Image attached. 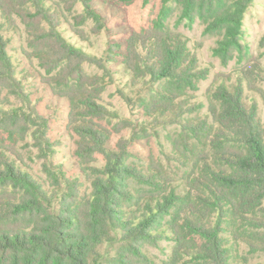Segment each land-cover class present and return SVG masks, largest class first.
Returning a JSON list of instances; mask_svg holds the SVG:
<instances>
[{"label": "trees", "instance_id": "16d2710c", "mask_svg": "<svg viewBox=\"0 0 264 264\" xmlns=\"http://www.w3.org/2000/svg\"><path fill=\"white\" fill-rule=\"evenodd\" d=\"M252 2L160 0L151 28L131 37L126 48L130 69L131 60H136L145 75L163 82L164 90L144 105L147 116L158 110L169 113L173 100L196 90L207 75L206 69L198 68L186 40L169 29L167 21L174 10L178 8L180 21H199L206 34L217 38L212 53L226 64L241 51L243 21ZM76 3L83 11L73 16L75 23L80 26L92 20L99 31L102 18L92 0H74L69 11ZM14 15L26 27L39 65L47 74L59 68L51 80L69 102V122L79 138L76 155L83 173L90 171L91 178L90 192L81 197L77 193V200L71 201L79 179L66 178L62 164L48 161L52 148L44 131L47 121L30 106L20 80L14 77L0 25V84L9 86L25 105L8 112L0 107V129L34 139L48 187H66L62 196L53 194L17 164L16 154L0 151V264H90L97 249L113 241L121 246L111 264H147L143 246L168 237L175 247L167 264H177L184 256L189 263L227 264L233 254L224 235L226 227H237L234 237L247 234L243 236L252 252L259 246L264 249V123L256 103H246L241 86L232 90L218 86L212 94L210 121L196 127L188 121L183 125L211 153L196 157L183 184L175 188L160 170H141L129 162L131 154L122 148V140L116 149L109 146V131L97 122L109 115L98 103L105 89L99 81L104 78L87 75L83 64L98 65L106 76L109 72L103 59L71 45L60 34L59 5L48 0H0L5 24ZM259 45L264 49V35ZM257 69L258 73L246 68L243 79L249 81L255 75L264 80L263 71ZM168 92L175 93V98H169ZM121 126L132 128L133 124L125 120ZM185 151L195 154L192 147ZM96 154L104 158L101 167L92 164Z\"/></svg>", "mask_w": 264, "mask_h": 264}, {"label": "rangeland", "instance_id": "374dc122", "mask_svg": "<svg viewBox=\"0 0 264 264\" xmlns=\"http://www.w3.org/2000/svg\"><path fill=\"white\" fill-rule=\"evenodd\" d=\"M48 1L59 5L62 25L58 31L64 39L85 53L105 61L109 72L107 76L98 65L83 64L87 75L104 78L99 81V84L105 85V89L100 94L98 103L109 115L97 122L109 131V146L112 149H116L122 140V148L131 154L129 162L138 169L152 167L163 172L172 187L177 188L183 184V179L190 172L196 157L199 159L206 156L207 152L211 153L210 147L194 139L191 132L184 130L183 125L188 121L196 127L203 121H210V109L214 104L212 94L220 85L230 90L241 86L246 103H256L258 118L264 123V80L255 75L249 81L242 77L246 68L258 73V67L264 76V49L259 45L264 35V0H253L247 9L241 31V51L235 53L233 59L226 64L212 53L217 38L206 34L199 21H180L178 8L174 10L167 21L169 29L186 40L189 52L197 59L198 68L206 69L207 75L197 83L196 90H187L182 97L175 98V93L168 92L169 98H175L172 109L169 113L158 110L151 117L146 115L148 110L144 105L164 90L163 82L145 75L144 70L136 66V60L129 59L132 61L133 70L130 69L128 59L126 60V48L131 37L151 28L160 9V0H151L149 3L145 0H92L93 9L102 18V27L97 32L92 20L80 26L75 23L73 16L83 11L80 3L73 5L72 11H69L74 0ZM12 20L5 24L6 20L0 18V25L7 54L14 66V77L20 80L22 92L30 100V106L47 121L44 131L52 148L48 161L54 165L62 164L66 178L79 179V184L74 185L70 198L71 201L77 200V193L81 197L90 192L91 177L90 171L83 173L76 155L79 138L69 122V102L51 80L59 68L50 74L46 73V69L35 58L32 39L22 20L17 15L12 16ZM20 98L9 86L0 84V107L5 112L24 108ZM182 103L179 110L178 106ZM125 120L130 121L133 127L121 129ZM119 129V132H115ZM185 147H192L195 154L186 152ZM0 151L16 154L19 157L17 164L53 194L57 192L62 196L66 192L64 186L55 189L48 187L49 181L42 172L44 160L41 159L35 140L29 135H12L8 129L2 127ZM93 159L94 166L101 167L104 164L101 154L94 155ZM131 187L139 189L137 184ZM236 228L226 227L224 234L228 239L227 246L231 247L233 254L227 264H264L263 246H255L257 251L252 252L243 236L247 234H243L241 238L234 237L233 230ZM163 232L166 236L171 234L166 228ZM240 232L243 233L242 229ZM120 246L117 241L101 245L97 254L90 258V264H111ZM174 247L175 243L168 237L160 238L156 244H145L142 251L146 253L147 264H167L173 259ZM189 262L190 259L184 256L177 264H203Z\"/></svg>", "mask_w": 264, "mask_h": 264}]
</instances>
